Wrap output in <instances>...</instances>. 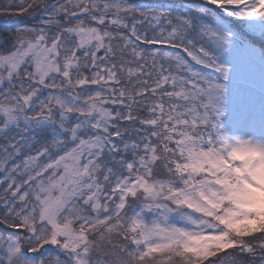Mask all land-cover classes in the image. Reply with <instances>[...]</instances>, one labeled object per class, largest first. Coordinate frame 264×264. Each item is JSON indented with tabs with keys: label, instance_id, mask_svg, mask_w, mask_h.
<instances>
[{
	"label": "snow or ice",
	"instance_id": "1",
	"mask_svg": "<svg viewBox=\"0 0 264 264\" xmlns=\"http://www.w3.org/2000/svg\"><path fill=\"white\" fill-rule=\"evenodd\" d=\"M0 264H264V0H0Z\"/></svg>",
	"mask_w": 264,
	"mask_h": 264
}]
</instances>
